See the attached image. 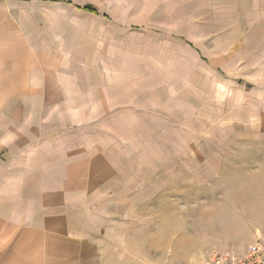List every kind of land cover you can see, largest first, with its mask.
<instances>
[{
  "label": "rangeland",
  "instance_id": "1",
  "mask_svg": "<svg viewBox=\"0 0 264 264\" xmlns=\"http://www.w3.org/2000/svg\"><path fill=\"white\" fill-rule=\"evenodd\" d=\"M201 1L192 20L172 22L183 27H138L128 44L67 46L72 87L86 77L91 105L102 103L99 90L105 100L119 92L120 109L45 107L49 85L0 94L5 143L16 133L80 135L90 160V225L152 231L160 259L180 231L189 235L187 255L208 242L210 252L218 249L212 239L228 233L235 241L242 227L245 234V212L256 215L257 185L246 176L264 159V0ZM89 21L111 31L98 16Z\"/></svg>",
  "mask_w": 264,
  "mask_h": 264
},
{
  "label": "crops",
  "instance_id": "2",
  "mask_svg": "<svg viewBox=\"0 0 264 264\" xmlns=\"http://www.w3.org/2000/svg\"><path fill=\"white\" fill-rule=\"evenodd\" d=\"M201 4V0H0V94L42 93L49 85L55 95L45 107L120 109L119 92L107 91L112 100H105L99 90L102 103L91 105L86 77L76 78L80 85L72 87L75 63L68 56L74 53L67 46L128 44L138 27H183L172 22L192 20L195 6ZM181 12L183 17L170 15ZM91 16L109 24L111 31L106 34L105 26H97L96 32ZM48 44L63 47L51 50ZM77 65L89 70L87 63ZM7 102L2 107H10ZM8 135L0 134V264H205L213 251L245 253L250 241L260 239L264 244V159L256 169L247 170L246 178L257 185L258 195L255 217L245 212V234L243 227L236 229L235 241L226 233L212 239L218 249L209 252L206 248L214 243L208 242L204 251L200 245L198 254L187 255L189 235L180 231L172 252L162 253L160 259L155 257L152 231L90 225L96 219L89 203L90 160L80 135L16 133L15 143L6 144ZM167 241L163 250L170 247Z\"/></svg>",
  "mask_w": 264,
  "mask_h": 264
},
{
  "label": "built area",
  "instance_id": "3",
  "mask_svg": "<svg viewBox=\"0 0 264 264\" xmlns=\"http://www.w3.org/2000/svg\"><path fill=\"white\" fill-rule=\"evenodd\" d=\"M205 264H264V244L258 239L248 246L245 253L213 251Z\"/></svg>",
  "mask_w": 264,
  "mask_h": 264
},
{
  "label": "trees",
  "instance_id": "4",
  "mask_svg": "<svg viewBox=\"0 0 264 264\" xmlns=\"http://www.w3.org/2000/svg\"><path fill=\"white\" fill-rule=\"evenodd\" d=\"M90 9H92V7L91 6H88Z\"/></svg>",
  "mask_w": 264,
  "mask_h": 264
}]
</instances>
